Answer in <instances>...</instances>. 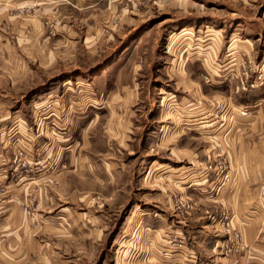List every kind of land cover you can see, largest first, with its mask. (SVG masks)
Here are the masks:
<instances>
[{
  "label": "rangeland",
  "instance_id": "374dc122",
  "mask_svg": "<svg viewBox=\"0 0 264 264\" xmlns=\"http://www.w3.org/2000/svg\"><path fill=\"white\" fill-rule=\"evenodd\" d=\"M263 2L0 0V264H264Z\"/></svg>",
  "mask_w": 264,
  "mask_h": 264
},
{
  "label": "crops",
  "instance_id": "0c3cea01",
  "mask_svg": "<svg viewBox=\"0 0 264 264\" xmlns=\"http://www.w3.org/2000/svg\"><path fill=\"white\" fill-rule=\"evenodd\" d=\"M263 9L260 11L258 16L259 19L264 20V2L260 4ZM207 31H215L213 27L208 26ZM175 35V34H174ZM173 35V36H174ZM171 36V38L173 37ZM258 101V100H257ZM263 99L255 103V107L259 106L257 113L254 115V120L250 124V127H246L244 137L249 136V133L254 136L253 141H248L247 143H239L238 150L243 152V158L240 159L239 171L234 174V180L228 183L225 187H221L220 192L217 196H223V199L231 200V198H237L241 200L239 203L238 213L241 215H246V200L247 199H261L264 196V108L262 107ZM249 123V122H248ZM259 124V125H258ZM213 125L212 123H207L206 127ZM252 125V126H251ZM225 126V124H223ZM250 131V132H249ZM230 148L229 150H233ZM214 175L211 176L210 184L208 187L215 186L217 180H215ZM231 184L233 185L231 187ZM233 188V189H232ZM228 205L231 206L229 202ZM238 207V206H236ZM238 207V208H239ZM248 215V214H247ZM247 221L246 217L243 219ZM250 219H248L249 221ZM247 221V222H248ZM250 223V222H249ZM252 223V222H251ZM208 246L211 248L210 257L219 259L216 252L218 251V242H207ZM255 249V252L259 253L260 257L264 256V242H251ZM217 248V249H216ZM256 257L255 255H253ZM249 257L248 252H244V258ZM226 257H222L224 260Z\"/></svg>",
  "mask_w": 264,
  "mask_h": 264
},
{
  "label": "bare ground",
  "instance_id": "6f19581e",
  "mask_svg": "<svg viewBox=\"0 0 264 264\" xmlns=\"http://www.w3.org/2000/svg\"><path fill=\"white\" fill-rule=\"evenodd\" d=\"M175 37H176V35H175ZM175 38H173L172 40H171V44L173 43V40H174Z\"/></svg>",
  "mask_w": 264,
  "mask_h": 264
},
{
  "label": "built area",
  "instance_id": "2783aa9c",
  "mask_svg": "<svg viewBox=\"0 0 264 264\" xmlns=\"http://www.w3.org/2000/svg\"><path fill=\"white\" fill-rule=\"evenodd\" d=\"M243 114H245V113H243Z\"/></svg>",
  "mask_w": 264,
  "mask_h": 264
}]
</instances>
